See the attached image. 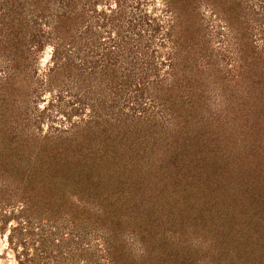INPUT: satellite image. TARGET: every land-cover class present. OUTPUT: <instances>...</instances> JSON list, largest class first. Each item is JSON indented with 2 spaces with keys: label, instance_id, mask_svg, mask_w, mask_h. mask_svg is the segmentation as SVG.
<instances>
[{
  "label": "rangeland",
  "instance_id": "rangeland-1",
  "mask_svg": "<svg viewBox=\"0 0 264 264\" xmlns=\"http://www.w3.org/2000/svg\"><path fill=\"white\" fill-rule=\"evenodd\" d=\"M111 250L264 264V0H0V264Z\"/></svg>",
  "mask_w": 264,
  "mask_h": 264
},
{
  "label": "trees",
  "instance_id": "trees-1",
  "mask_svg": "<svg viewBox=\"0 0 264 264\" xmlns=\"http://www.w3.org/2000/svg\"><path fill=\"white\" fill-rule=\"evenodd\" d=\"M55 53H56V50L54 51ZM15 166V165H14ZM116 245V244H115ZM112 246L113 248H116V246ZM118 247V246H117ZM149 251V250H148ZM109 257L112 259V261L114 262V260H116V258H115V255H114V253H113V250H111V252L109 251ZM145 263H146V261H144ZM155 261H153V263H154ZM114 264H116V262H114ZM147 264V263H146Z\"/></svg>",
  "mask_w": 264,
  "mask_h": 264
},
{
  "label": "snow or ice",
  "instance_id": "snow-or-ice-1",
  "mask_svg": "<svg viewBox=\"0 0 264 264\" xmlns=\"http://www.w3.org/2000/svg\"><path fill=\"white\" fill-rule=\"evenodd\" d=\"M9 240H10V236H9Z\"/></svg>",
  "mask_w": 264,
  "mask_h": 264
}]
</instances>
